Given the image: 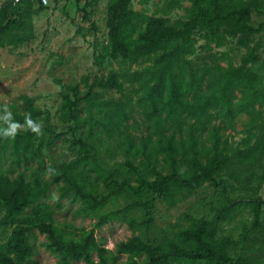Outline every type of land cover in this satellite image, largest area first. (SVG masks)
<instances>
[{
    "label": "trees",
    "instance_id": "16d2710c",
    "mask_svg": "<svg viewBox=\"0 0 264 264\" xmlns=\"http://www.w3.org/2000/svg\"><path fill=\"white\" fill-rule=\"evenodd\" d=\"M184 1L191 5L190 19L178 27L165 24L162 18L135 11L131 0L108 1V42L101 45L96 59L102 61L105 56L113 59L120 56L129 66L138 65L140 61L146 63L122 77L136 97V114L142 117L145 133L133 136L129 132L139 124L133 116L135 108L131 99L126 95H123V103L110 101L105 105L93 103L91 92L83 99H67L66 114L74 128L89 126L85 136L81 132L80 137L72 141L83 155L55 169L58 175L51 182L41 173H33L29 179L21 174L10 178L0 173V227L11 229L10 237L0 246V264H30L35 232L45 236L47 242L43 247L59 257V264H71V261L107 264L105 249L102 242L96 241L93 230L73 239L55 225V210L46 201L51 186L61 181L72 193L70 203L78 205L73 210L74 216L88 218L97 215V228L119 221L135 229L138 224L128 216V211L150 206L151 202H136L116 211L102 212L103 209L124 193L136 197L149 193L173 207L214 180L232 161L253 165L260 156L264 157V129L260 136L250 134L235 147L221 140L218 127L212 126L209 130L213 119L210 110H216L217 116L223 117L231 126L239 114L253 116L252 121L260 119L259 109L264 107V84L248 68L255 60L253 50L249 49L238 67L231 64L222 67L215 61L213 65L201 68L194 66L189 59L195 53L191 38V30L195 27L205 34L207 45L217 47L227 37L239 36L238 43L246 48L250 37H264V22L257 27L250 25L248 6L258 12L260 3L256 0H250L248 5L245 0H165L163 14L168 15ZM28 8H31L28 0H19L18 3L10 0L0 8V49H14L30 39L28 34L20 33L25 29L22 15L29 12ZM117 88L123 92L121 85ZM22 100L24 113L12 111L13 120L23 124L28 113L37 120L40 112L27 98ZM80 102H85V119L78 115ZM130 121L131 125H125ZM102 135L122 153V170L106 169L98 163L95 148L88 142L96 141ZM33 137L34 133L30 131H21L15 139L0 137V144L3 150L10 148L20 163L23 153L32 155ZM253 137L254 146H250ZM259 169L262 171L260 183H264L263 163ZM125 173L136 176V185H131L127 179L117 181ZM100 186L108 191L107 194L98 193ZM245 203L252 210L253 227H259L264 201ZM56 206L60 208L59 204ZM234 206H237L236 202L228 203L210 222L179 231L156 245L138 238L121 242L117 245V253L143 257L142 263L131 260L128 264L189 261L262 264L246 257L232 260L228 251L236 242L229 237L216 240L219 224L231 216ZM94 253L99 258L97 263L93 260Z\"/></svg>",
    "mask_w": 264,
    "mask_h": 264
},
{
    "label": "rangeland",
    "instance_id": "374dc122",
    "mask_svg": "<svg viewBox=\"0 0 264 264\" xmlns=\"http://www.w3.org/2000/svg\"><path fill=\"white\" fill-rule=\"evenodd\" d=\"M8 1L10 0H0V8ZM28 1L31 2V8L22 15L25 29L20 33L28 34L30 39L14 49H0V109L6 104L11 112L24 113L22 99L27 98L40 112L36 121L43 126L42 134H34L30 148L32 155L23 153L20 163L15 160L10 148L3 150L0 144V173L10 178L21 174L26 179L33 173H41L51 182L58 175L55 169L83 155L78 145H72V141L79 138L81 132L85 136L89 128L86 124L81 129L74 128L66 114L67 99H83L91 92L93 103L105 105L110 101L123 103V95H126L131 99V105L135 108L133 116L139 124L138 127L129 129V132L133 136L145 133V127L141 124L142 117L136 114V97L122 77L146 63L140 61L138 65L129 66L120 56L114 59L105 56L102 61L96 59L101 52V45L108 42L106 9L109 0H47V5H43L40 0ZM249 1L245 0L247 5ZM256 1L260 3L258 12L248 6L251 11L250 25L253 27L264 22V0ZM164 2L165 0H131V5L135 11L162 18L170 26L178 27L180 23L189 21V2H182L168 15L162 12ZM191 31L195 53L189 59L194 66L203 68L217 61L222 67L228 64L238 67L249 49H252L255 60L248 68L264 84V37H250L247 48L238 43L239 36L227 37L217 47L215 44L207 45L205 34L197 27ZM117 85L122 86V93ZM77 109L79 118L85 119V102L78 103ZM259 111L261 114L257 121L251 120L253 116L239 114L231 126L223 117L217 116L216 110H210L209 115L213 119L209 130L212 126L218 127L221 140L235 147L243 143L250 134L261 135L264 129V107ZM2 114L0 110V115ZM131 123L127 122L125 125ZM206 136L207 133L203 135V139ZM254 142L255 137L251 139L250 146H254ZM88 143L94 146V154L101 167L123 169L122 153L104 135L96 141L89 140ZM89 153L93 154V151L89 149ZM261 163L264 164L263 156L253 165H240L232 161L214 180L173 207L149 193L142 197L131 193L115 197L102 212L121 210L136 202H151L150 206L135 207L128 211V216L138 224L135 229L119 221L97 228V215L88 218L74 216L73 210L78 205L70 203L72 193L62 181L51 186L46 203L55 210V225L64 229L68 237L78 239L83 232L93 230L96 241L102 242L101 246L105 249L107 264H128L131 260L142 263L143 257L118 254L119 243L138 238L156 245L164 238H172L179 231L210 222L228 203L236 202L237 206H234L231 216L219 224L216 240L229 237L236 242L228 251L232 260L246 257L264 264V209L261 211L260 226L254 228L252 210L245 203L249 200L264 201V183H260L259 179L262 173L259 169ZM121 179H127L131 185H136V176L132 173L123 174L117 181ZM107 192L101 186L98 188V193ZM57 204L60 205L59 209ZM10 234V228L0 227V246L8 240ZM46 242L44 235L35 232L34 253L30 264H59V257L43 247ZM93 260L95 263L99 261L95 253ZM70 263L84 264L81 261ZM169 264L206 263L189 261Z\"/></svg>",
    "mask_w": 264,
    "mask_h": 264
},
{
    "label": "clouds",
    "instance_id": "9594fccd",
    "mask_svg": "<svg viewBox=\"0 0 264 264\" xmlns=\"http://www.w3.org/2000/svg\"><path fill=\"white\" fill-rule=\"evenodd\" d=\"M0 110L3 113L0 115V125H3L0 126V137L15 139L21 131H30L38 136L42 134V124L33 120L30 113L25 115L24 123L21 124L13 120L12 112L6 104Z\"/></svg>",
    "mask_w": 264,
    "mask_h": 264
},
{
    "label": "built area",
    "instance_id": "2783aa9c",
    "mask_svg": "<svg viewBox=\"0 0 264 264\" xmlns=\"http://www.w3.org/2000/svg\"><path fill=\"white\" fill-rule=\"evenodd\" d=\"M13 3H18L19 0H12ZM40 2H42L43 5H47V0H40Z\"/></svg>",
    "mask_w": 264,
    "mask_h": 264
}]
</instances>
